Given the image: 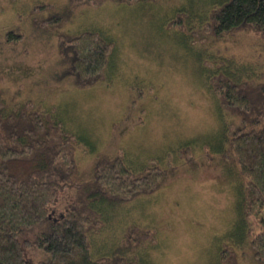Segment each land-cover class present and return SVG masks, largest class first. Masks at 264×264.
<instances>
[{
	"label": "rangeland",
	"instance_id": "rangeland-1",
	"mask_svg": "<svg viewBox=\"0 0 264 264\" xmlns=\"http://www.w3.org/2000/svg\"><path fill=\"white\" fill-rule=\"evenodd\" d=\"M222 1L0 0L6 109L26 101L55 116L74 136L81 181L92 177L99 158L121 152L135 172L163 171L154 192L98 204L103 226L91 235L92 258L115 252L137 264H262L250 244L260 226L247 213L245 180L224 158L239 118L219 107L209 78L225 71L264 81V35L213 34L210 12ZM84 29L111 40L113 51L103 79L79 87L62 74L58 34ZM76 193H56L50 220ZM47 228L43 222L23 238ZM129 229H137L134 247L125 244ZM24 249L31 263L45 258Z\"/></svg>",
	"mask_w": 264,
	"mask_h": 264
},
{
	"label": "trees",
	"instance_id": "trees-1",
	"mask_svg": "<svg viewBox=\"0 0 264 264\" xmlns=\"http://www.w3.org/2000/svg\"><path fill=\"white\" fill-rule=\"evenodd\" d=\"M81 1L93 2L71 0L75 5ZM210 21L217 36L237 30L264 35V0H224L211 10ZM112 43L93 29L58 34L62 74L71 76L79 87L101 81L110 64ZM209 84L219 107L239 118L230 127L224 158L237 166L245 180L247 213L260 226L250 244L255 258L264 264V81L238 79L219 71ZM73 139L55 116L26 101L7 110L0 96V264H137L115 252L91 257V235L103 226L98 204L131 201L154 192L163 178L162 169L148 166L135 172L121 152L99 158L92 177L81 181ZM66 187H75L76 196L58 218L50 220L56 193ZM43 222L47 229L33 239L23 238ZM136 230L129 229L126 246L137 244ZM24 247L39 249L45 258L29 262Z\"/></svg>",
	"mask_w": 264,
	"mask_h": 264
}]
</instances>
